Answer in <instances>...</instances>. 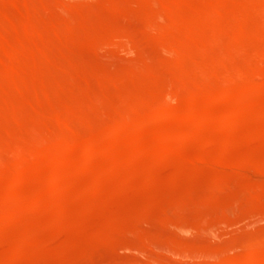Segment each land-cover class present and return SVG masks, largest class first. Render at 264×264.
<instances>
[{"label":"rangeland","instance_id":"obj_1","mask_svg":"<svg viewBox=\"0 0 264 264\" xmlns=\"http://www.w3.org/2000/svg\"><path fill=\"white\" fill-rule=\"evenodd\" d=\"M19 1H23V3ZM144 1L146 2V0H37L36 3V0H0V17L4 21L3 24L8 27L6 28L3 25L4 27L0 30V39L2 40L0 41V118L2 117L0 122L3 124H0V162L3 161L0 166L6 164L5 169L18 170L16 167L19 166V163L13 164L21 156L14 150H19L21 153V150L24 149L23 146L25 147L24 151L28 152L30 160H39L42 164V171L35 170L37 176L33 173L32 168L25 166L30 173L28 172V178L18 185H16V179L15 182L10 180L18 177L19 172L16 170L3 176V179H6L10 184V189L7 190L8 187L0 188V206L2 207L0 208H4L3 210H8V212L13 211L11 213L14 217L12 222L6 223L4 221L0 226V264H244L246 260L264 264V141H262L264 140V118L262 119L261 116L254 113L244 114L243 117L241 116L243 119L240 117L239 122L234 126L235 124H230L227 121L232 114L231 112H234L233 104L221 103L216 99L211 107L213 119L209 124L190 121L185 118V114L190 109L191 101H193V92L196 94L204 88L206 89L207 86L209 88L212 82H214L213 86L211 85L214 93L220 90V84L224 86V82L227 85L230 82L229 85H232V87H244V85L248 87L252 81L247 78L243 79L244 74L249 73V71L251 74L253 69L255 70L253 75L256 76L264 72V64L259 61V54L264 51V47L261 48L264 43V38H262L264 37V16H262L261 9H258L260 7L264 11V0H252L253 3L250 0H247L248 2L245 0H224L225 7L221 11L219 10V18L214 16L213 6H215L216 0H206L209 3L203 0H187L178 11L179 14L181 13V16H179L181 20L179 24L182 22L181 26L179 25L176 29L166 33L160 31L162 26L164 27L165 21L162 20L164 18L159 19L160 16L149 15L151 8L148 6L156 3H145ZM260 1H262L261 5H258ZM245 4H249V7H244ZM29 6L33 7L30 8ZM200 9L202 11H199ZM225 10L227 11L225 12L226 15L229 14V17L235 16L233 17L235 24L231 19L233 26L230 25L231 20L227 17L228 15L222 16ZM208 12H210L209 16L212 17L200 20L202 21V23L200 22L201 27L206 28L205 30L202 28L205 32L203 34L202 29L198 27L200 23L196 21L197 24H195L193 18L196 17V13L202 15ZM236 16L241 17V19ZM243 16L245 17L242 18ZM260 16L263 22H261L262 29L259 23L261 21ZM256 17L259 19L258 22ZM185 18H187L186 21L190 22H185ZM251 18L253 22L249 21ZM207 21L210 22V25ZM215 21H219L223 28ZM226 21L229 22L228 26L232 29L226 26ZM224 22H226L225 30H227V27L230 29L226 32H224ZM212 25L214 26L212 27ZM248 25L250 27L254 26L252 29L255 31L248 28ZM40 26L45 28H40ZM57 26L60 28L61 35H59ZM193 26L194 29L192 30ZM244 26L247 27V31ZM256 27L258 28L256 29ZM5 28L8 32L4 30ZM153 28H155V31ZM188 28L192 32L190 30L186 31ZM207 28L209 31H215L214 34L217 32L216 36L213 34L214 36L211 37L212 32L208 31L211 34L209 37L206 31ZM47 29L52 31L49 32ZM248 29L250 32H255H253L254 36L256 34L254 38L252 37L253 33L250 34ZM194 30L195 32H193ZM257 30L262 31V33L260 32V34ZM1 31L7 33L4 34ZM46 31L48 35L50 33L54 34L48 36L45 34ZM220 31L226 33L224 34L225 37L220 36ZM233 31L234 33H232ZM116 32L123 34H120V36L118 34L117 37ZM199 32L203 34H201L203 37ZM185 33H187V37ZM177 34L181 37L179 38ZM182 34L185 35L183 38L186 39L182 38ZM257 34H260L261 37H259L263 41L259 39ZM53 35H56V38ZM43 36H45L44 39L38 38ZM240 36H243V39ZM9 37L10 39H8ZM119 37L121 39H118ZM172 37L180 40L175 41ZM188 37L197 43H193ZM218 37H220V40H218ZM229 37L231 39L232 37L235 38L231 42ZM248 37H252L251 39L255 43L252 40L244 42ZM33 38L36 39V42ZM60 38L64 39L61 40ZM214 38L216 39L214 40ZM240 38L247 44L240 42L242 41ZM236 40H240L238 41L240 43ZM19 43L21 49L18 46ZM170 43L172 48H170ZM208 43L211 47H207L209 46ZM256 44L260 46L258 47ZM3 45H6V47ZM11 45L14 46L11 47ZM177 46H181L180 48L187 51L189 58H192V63L189 61L190 64L187 63L185 66L184 61H186L188 55H186V52L184 54L183 49H181L182 51L179 49L182 53L179 51L174 53L175 49L173 47ZM27 47L29 48L27 49ZM31 47L35 49L32 50ZM37 47L39 48L37 49ZM238 47L240 48L238 49ZM241 47H244V49ZM193 48H199V51L203 49L208 58L203 55V51L201 54L195 50L198 59L194 58L193 54H197L192 52ZM231 48L235 49L232 50ZM18 49L19 52H16ZM22 49L25 54H23ZM245 49H252V52H256L253 53L255 56L248 55L252 54L249 53L251 50L245 51ZM261 49L262 51H260ZM237 50H240V53ZM244 51L246 58L248 57L247 59L242 53ZM13 52L16 53L15 57ZM20 52L24 55V60ZM232 52H234V55ZM246 52H248L247 55ZM9 53L13 54L12 57H9L11 56ZM50 53H52L51 56H48ZM171 54L179 56L180 60L177 58L175 61V57ZM226 55L227 57H225ZM3 56L5 59L2 58ZM32 56H35V59ZM228 56L230 58L233 56L232 59L228 60L229 63L234 59V63H228L230 66L227 65ZM221 57L226 59H221ZM253 58L257 60L255 63H251L254 62ZM195 59L200 60L197 61L199 63ZM210 61L213 64L209 63ZM257 62H259L258 65H261H256L257 68L252 69V67H255L252 64H257ZM67 63L72 65L70 66ZM221 63L223 65L218 66ZM61 64L66 68H70V70H66V74V68L62 67ZM191 64L195 68H191ZM196 64H198V68L200 67L197 69L199 73L194 70ZM209 64L210 66H208ZM205 65H207L208 70H206ZM214 65L219 70L213 67ZM224 65H226L225 70ZM209 67H211L212 72L208 73ZM246 67L247 69L250 67L248 71ZM184 68L187 69L186 71H190L187 72V77V73L186 75L184 73L185 79L182 78ZM56 69L58 73L55 72ZM241 69H243L242 72H244V69L246 72L242 74ZM237 70L238 73L242 74V79H240L241 76L239 77L240 74H237V79L234 78ZM26 71H30L31 74ZM228 71L230 72L229 77L234 76V81L232 78H230V81L229 78L228 80L225 78L228 77ZM42 72L44 73L42 74ZM48 72L52 73L48 74ZM224 72L226 73L224 74ZM35 73H37V76ZM221 73L224 75H222L223 77ZM12 74L19 77L16 79ZM38 74L40 77H38ZM202 75L208 76L209 80L204 79L206 81H203ZM29 76L31 82L36 85L28 80ZM43 76L47 79L45 80ZM249 76L247 74L245 77L249 78ZM239 79L240 81H238ZM23 80L27 81L23 83ZM200 80L203 81V84L207 82V85L201 87L203 84H200ZM242 80L245 81L242 82ZM198 81L199 83H197ZM241 82L242 84H240ZM30 83L32 86H30ZM189 91L193 92L190 93ZM7 94L9 97H7ZM153 98L157 102L152 103L151 101L154 100L151 99ZM177 98L179 102L175 101ZM249 98L250 96L245 98V105H257L262 108L261 105L263 104L262 109L264 112V95L256 101L253 100L255 99L253 97V99ZM142 99L146 100L145 105L142 104ZM166 109H170L174 117L167 121H154L156 123H154L155 127L153 125L154 129L156 128L155 131L151 128L152 126L149 128L139 125L145 122L147 117L150 118L154 112ZM75 110H78L79 113L76 114ZM12 111L15 116L13 113L11 115ZM128 113L134 117L131 116L130 118ZM199 115L200 121H204V118L207 119L208 113L201 109ZM120 116L125 121L131 119L133 124L136 122L134 125L131 124L129 128L134 127L136 124L137 126L132 127L134 130L132 128L128 129L127 135H130V137L139 136L140 141L133 144L130 139L124 143L117 142L113 144L116 155L112 158L105 153V147L109 143V131L119 125L120 122H123ZM3 117L10 123L9 125L5 119L2 120ZM135 117L137 118L135 119ZM118 118L121 120L118 121ZM257 126H259V129ZM243 128L245 129L244 132ZM72 130L78 134L76 136L75 133H70L69 135L75 134L69 137L70 140L77 139L78 136L80 139L83 138V142L94 140L98 155L94 160L89 161L83 150L82 152L79 149V152L73 151L72 153L69 148L64 154L65 159L80 162L79 164L85 166L90 165L88 168L92 167V170L94 169L96 172L90 168V171L94 172H90L95 177H93L94 179L87 176L89 174H85V177L82 176L77 179L78 181H74L73 175L69 172L70 174L68 173L62 180H55V173L59 171L58 169L55 170L56 167L53 165L56 156H59L58 152L55 151L56 149H54L56 138L60 133L73 132ZM40 131L42 134H40ZM244 133L246 136H244ZM252 133H256L257 138L254 139ZM13 135L15 139H12V137L14 138ZM87 136L94 138L92 140ZM22 137L23 139H21ZM42 141L45 142L44 145ZM103 141L104 144L100 146ZM257 141L259 142L257 143ZM11 144H14V148L17 149H13ZM16 144H20V147ZM52 144L54 145L52 146ZM28 147L30 152L35 147L33 154L28 151ZM38 149L41 150L38 152ZM8 150L12 153L10 154ZM6 151L8 152L7 155H5ZM13 152H15V155ZM43 152L45 154L42 156ZM69 152H71V155ZM67 154H69L68 157ZM37 155H40L38 156L40 159L37 158ZM76 155H78V158ZM72 156L73 158H71ZM68 158H71V160ZM2 163L4 165H1ZM12 183L16 184L13 186ZM93 183H95V186ZM11 193L15 197L18 196L19 200L24 197L31 200L40 194V197L43 196L41 198L43 206L40 205V207L32 210H23L22 201L20 200V203L15 202L17 198L14 197L13 200ZM23 239H25V242H23ZM23 245L25 248H23Z\"/></svg>","mask_w":264,"mask_h":264},{"label":"bare ground","instance_id":"obj_2","mask_svg":"<svg viewBox=\"0 0 264 264\" xmlns=\"http://www.w3.org/2000/svg\"><path fill=\"white\" fill-rule=\"evenodd\" d=\"M16 1V0H15ZM34 1V0H33ZM45 1H47V0H45ZM160 0H150V1H147L146 0V2H155L156 4L155 5H152V4H150L151 6H148V7H150L149 9H150V14L149 15H151V14H153L154 16H160L159 17V19L161 18H164V19H162V20H164L165 22H164V27L162 26V29L160 30V31H163V32H169V31H171V30H173V29H176L180 24H179V21H181L180 19H179V16H181V13L179 14V9H180V7H181V5L185 2V1H187V0H162L160 3H158ZM190 1V0H189ZM203 1H206V0H203ZM209 1V0H208ZM208 1H206V2H208ZM210 1H212V0H210ZM214 1V0H213ZM246 2H248L247 0H245ZM250 1H252V0H250ZM254 1H256V0H254ZM258 1V0H257ZM19 2H21V1H19ZM29 2V1H28ZM39 2V1H38ZM145 2V1H144ZM145 2V3H146ZM227 2V1H226ZM239 2V1H238ZM261 2L262 1H260V4H258V5H261ZM264 2V1H263ZM21 3H23V1L21 2ZM33 3H35V2H33ZM36 3H37V0H36ZM40 3V2H39ZM45 3V2H44ZM47 3V2H46ZM186 3V2H185ZM205 3V2H204ZM209 3V2H208ZM241 3H242V1H241ZM251 3H253V1L251 2ZM251 3H249L251 6H252V4ZM257 3V2H256ZM30 4H31V2H30ZM40 4H42V3H40ZM40 4H38V5H40ZM194 4V3H193ZM215 6H213L212 8L214 9V11H215V15L213 14V12H211V14H213L214 16H216V17H218V13H220L219 12V10L221 11L222 10V8L223 7H225V2H224V0L223 1H221V0H216L215 1ZM249 4H245L246 6H244V7H249ZM29 5V4H28ZM32 5V4H31ZM46 5V4H45ZM146 5H148V4H146ZM191 5V4H190ZM208 5V4H207ZM233 5V4H232ZM243 5V4H242ZM241 5V6H242ZM33 6H34V4H33ZM33 6H29L30 8L31 7H33ZM44 6V5H43ZM65 6V5H64ZM240 6V5H239ZM255 6H257V5H255ZM254 6V7H255ZM24 7V6H23ZM28 7V6H27ZM41 7V6H40ZM40 7H38V8H40ZM194 7H196V6H194ZM203 7H204V5H203ZM228 7V6H227ZM234 7V6H233ZM243 7V8H244ZM263 7V6H262ZM147 8V7H146ZM184 8V7H183ZM242 8V7H241ZM41 9V8H40ZM194 9V8H193ZM204 9H206L205 7H204ZM256 9V8H255ZM258 9H261V12H263L262 13V16H264V11H262V8H258ZM234 10H235V8H234ZM233 10V11H234ZM1 11V10H0ZM39 11V10H38ZM147 11V10H146ZM184 11H185V9H184ZM183 11V12H184ZM187 11V10H186ZM191 11V10H190ZM199 11H202L201 9L199 10ZM199 11H197L198 13H200ZM180 12H182V11H180ZM194 12V11H193ZM192 12V13H193ZM205 12V11H204ZM224 12V14H222ZM221 14H222V16H224V15H226V13L225 12H227L226 10L225 11H223ZM239 12H241V11H239ZM239 12H237V13H239ZM191 13V12H190ZM231 13V12H230ZM247 13V12H246ZM246 13H245V16H246ZM250 13V12H249ZM234 14H236L235 12H234ZM39 15V14H38ZM190 15V14H189ZM196 15V17L195 18H193V19H195V21L194 22H201L202 23V21H200V20H203V19H208V18H210V17H212V16H209L210 15V12H208V13H204V14H202V15H199V14H195ZM228 15V16H227ZM226 16L231 20V19H233V23L235 22L234 21V18L233 17H235V16H231V17H229V14H227ZM247 15H248V13H247ZM252 15V14H251ZM1 16V15H0ZM190 16H192V15H190ZM213 16V17H214ZM219 16H220V14H219ZM242 16V15H241ZM245 16H243L242 18H244ZM257 16V15H256ZM185 17V16H184ZM225 17V16H224ZM237 17V16H236ZM253 17H254V15H253ZM258 17H259V15H258ZM258 17H256L257 19H256V21L257 20H259L258 19ZM261 17V16H260ZM2 17H0V30H2L1 28H3L4 26H5V24H3V19H1ZM39 18V17H38ZM151 18V17H150ZM219 18V17H218ZM220 18H223V17H220ZM228 18H225V19H228ZM238 19H241V17L239 18V16L237 17ZM250 18V17H249ZM248 18V19H249ZM264 18V17H263ZM153 19H155V17H153ZM186 19L187 18H185L184 20H185V22H190V21H186ZM212 19V18H211ZM214 19H215V17H214ZM224 19V18H223ZM228 19V20H229ZM183 20V21H184ZM188 20H189V18H188ZM217 20H219V19H217ZM221 20V19H220ZM255 20V19H254ZM53 21V20H52ZM206 21V20H205ZM213 22H214V20H212ZM243 21H246V20H243ZM249 21H252L253 22V20H252V18H251V20H249ZM256 21H254V22H256ZM55 22V21H54ZM184 22V23H185ZM197 22L195 23V24H197ZM208 22V21H207ZM212 22V23H213ZM216 22V21H215ZM218 23H219V21H217ZM216 22V23H217ZM221 22V21H220ZM227 22V21H226ZM226 22H224V27H225V23ZM240 22V21H239ZM258 22V21H257ZM262 17H261V21L259 22L261 25V27L260 26H258V27H260L261 29H262V23L264 22H262ZM39 23V22H38ZM198 23V24H199ZM199 24V26L198 27H200L201 29L203 28L204 30L206 29L205 27H201V25L202 24ZM209 23V25H210V22H208ZM207 23V24H208ZM223 23V22H222ZM232 20L230 21V25L231 26H233L232 24ZM244 23V22H243ZM248 23V22H247ZM41 24V23H40ZM50 24H52V23H50ZM163 24V23H162ZM194 24V23H193ZM220 25H221V23H219ZM228 24H229V22H227V25L226 26H228ZM235 24V23H234ZM253 24V23H252ZM4 25V26H3ZM57 25V24H56ZM61 25V24H60ZM185 25V24H184ZM219 25V26H220ZM242 25H244V24H242ZM250 26H251V24H249ZM248 25V28H251L252 29V27H254V26H252V27H250ZM256 26H257V24H255ZM259 25V24H258ZM263 25H264V23H263ZM7 26V25H6ZM5 26V27H6ZM66 26V25H65ZM181 26V25H180ZM186 26V25H185ZM196 26V25H195ZM214 25H212V27H213ZM216 26V25H215ZM247 26V25H246ZM43 26H40V28H42ZM58 28H59V26H57ZM160 27V26H159ZM198 27H197V29H198ZM212 27H211V29H212ZM217 27V26H216ZM221 27L223 28V26L221 25ZM228 27H230V26H228ZM227 27V30L229 29ZM242 27V26H241ZM245 27V26H244ZM258 27H256V29L258 28ZM6 28H8V27H6ZM4 29V30H7V29ZM43 28H45V27H43ZM47 28V27H46ZM158 28V27H157ZM192 28V27H191ZM199 28V31L201 30ZM220 28V27H219ZM219 28H218V32H219ZM231 28V27H230ZM243 28V27H242ZM246 28V31H247V27H245ZM264 28V27H263ZM62 29H63V27H62ZM61 29V30H62ZM155 28H153V30H154ZM185 29V28H184ZM194 29V26H193V28H192V30ZM203 29H202V31H203ZM226 29V27L224 28V30ZM232 29V28H231ZM241 29V28H240ZM240 29H239V31H240ZM250 29V30H251ZM3 30V31H4ZM45 30V29H44ZM43 30V31H44ZM48 30V29H47ZM58 30V29H57ZM64 30V29H63ZM158 30V29H157ZM188 30H190L189 28L186 30V31H188ZM222 31H224L223 29H221ZM227 30H225L224 32H226ZM230 30V29H229ZM234 30V29H233ZM243 30V29H242ZM252 30H254V29H252ZM258 30H260V29H258ZM257 30V32H259ZM3 31H1V32H3ZM49 32H51L50 31V29L48 30ZM56 31V30H55ZM55 31H53V32H55ZM155 31V30H154ZM159 31V32H160ZM191 31V30H190ZM190 31H189V33H190ZM197 31V30H196ZM201 31V32H202ZM207 32L209 31V29L207 28V30H206ZM222 31H220V36H224V34H226V33H224V32H222ZM239 31H237L238 33H241V32H239ZM244 32H245V30H243ZM255 31V30H254ZM254 31H251L252 33L254 32ZM264 31V30H263ZM7 32H8V30H7ZM7 32H3L4 34H6ZM12 32V31H11ZM119 32V31H118ZM158 32V31H157ZM177 32V31H176ZM183 32V31H182ZM181 32V33H182ZM192 32V31H191ZM193 32H195V30L193 31ZM206 32V33H207ZM209 32H212V30H210ZM208 32V35H209V37H210V35H211V37L212 36H216V34H217V32H216V34H214L215 33V31L214 32H212L211 34ZM248 32L250 33V34H252L250 31H249V29H248ZM261 33H262V31H260ZM259 32V33H260ZM43 33V32H42ZM56 33V32H55ZM59 35H61V31H60V28H59ZM160 33H162V32H160ZM178 33V32H177ZM200 33V32H199ZM232 33H234V31L232 32ZM231 33V34H232ZM236 33V32H235ZM255 33V32H254ZM254 33H253V35H252V37L254 38L255 36H256V34H255V36H254ZM260 33V34H261ZM10 34V33H9ZM44 34V33H43ZM45 34H47V31L45 32ZM44 34V35H45ZM51 34H54V33H50L49 35H51ZM58 34V33H57ZM119 33H117L116 32V36L118 35ZM121 35L123 34V33H120ZM120 34H119V36H120ZM169 34V33H168ZM180 34V33H179ZM187 33H185V35H186ZM202 33H200V35H201ZM203 34H205V32L203 31ZM202 34V35H203ZM214 34V35H213ZM260 34L258 35L257 34V36L259 37L260 36ZM13 36H14V34H12ZM48 35V34H47ZM47 35H46V37H47ZM48 35V36H49ZM114 36H115V34H113ZM178 35V34H177ZM185 35H183L182 34V38H183V36L185 37ZM198 35V34H197ZM201 35V36H202ZM242 35V34H241ZM6 36H8V35H6ZM6 36H4V37H6ZM11 36V35H10ZM42 36V35H41ZM110 36H111V34H110ZM125 36V35H124ZM179 36V35H178ZM189 36H191L190 34H189ZM193 36H195V35H193ZM192 36V37H193ZM199 36V35H198ZM206 37H208L207 35H205ZM218 36H219V34H218ZM222 36V37H223ZM232 36V35H231ZM238 36H239V34H238ZM243 36H244V34H243ZM242 36V37H243ZM251 36V35H250ZM262 36H263V34H262ZM3 37V36H2ZM16 37V36H15ZM28 37H29V35H28ZM44 37L45 36H43V37H38V38H43L44 39ZM52 37V36H51ZM53 37H55L56 38V35H53ZM111 37H113V36H111ZM118 37V36H117ZM181 37V35L179 36V38ZM186 37H187V35H186ZM203 37V36H202ZM205 37V38H206ZM225 37V36H224ZM237 37V36H236ZM241 37V36H240ZM241 37V38H242ZM251 37V38H252ZM258 37H256V38H258ZM261 37V36H260ZM260 37H259V39H260ZM7 38V37H6ZM14 38V37H13ZM32 38V37H31ZM36 38V37H35ZM35 38H33V39H35ZM169 38V37H168ZM173 38V37H172ZM175 38V37H174ZM173 38V39H174ZM189 38V37H188ZM195 38H197V37H195ZM230 38V41L231 40H233L234 38L232 37V39H231V37H229ZM238 38V37H237ZM240 38V39H241ZM250 37H248V38H246L245 40L246 41H244V42H247V41H249V40H252L253 41V39H249ZM262 38H264V37H262ZM8 39H10V37L8 38ZM28 39V38H27ZM46 39V38H45ZM61 40H63L64 38H60ZM117 39V38H116ZM118 39H121V37H119ZM173 39H172V41H173ZM178 39V38H177ZM177 39H174L175 41H177ZM183 39H186V38H183ZM190 39V38H189ZM189 39H187V40H189ZM194 39V38H193ZM209 39V38H208ZM216 38H214V40H215ZM222 39H224V38H222ZM243 39V38H242ZM241 39V40H242ZM58 40V39H57ZM60 40V41H61ZM180 39H178V41H179ZM191 40V39H190ZM197 40V39H196ZM195 40V41H196ZM199 40H200V38H199ZM218 40H220V37H218ZM217 40V41H218ZM255 40V39H254ZM257 40V39H256ZM261 40V39H260ZM0 41H2L1 39H0ZM31 41H33V40H31ZM120 41V40H119ZM171 41V42H172ZM192 41V40H191ZM194 41V40H193ZM192 41V42H193ZM237 42L238 41H240V40H236ZM261 41H263V39L261 40ZM9 42H10V40H9ZM14 42V41H13ZM34 42H36V39L34 40ZM40 42V41H39ZM108 42V41H107ZM117 42H118V40H117ZM124 42V41H123ZM185 42H187V41H185ZM199 42V41H198ZM219 42V41H218ZM221 42H222V40H221ZM220 42V43H221ZM232 42V41H231ZM234 42V41H233ZM240 42H242L243 44H247V43H244L243 42V40L242 41H240ZM240 42H238V43H240ZM257 42V41H256ZM258 42L260 43V41L258 40ZM4 43V42H3ZM11 43V42H10ZM116 43V42H115ZM188 43V42H187ZM190 43V42H189ZM193 43H197V42H193ZM223 43V42H222ZM228 43H229V40H228ZM250 43H251V41H250ZM253 43H255V41H253ZM4 44H7V43H4ZM101 44V43H100ZM109 44V43H108ZM173 44V43H172ZM178 44V43H177ZM232 44V43H231ZM234 44V43H233ZM262 44V43H261ZM20 45V43L18 44V46ZM30 45V44H29ZM32 45L34 46V44H33V42H32ZM208 45H209V43H208ZM250 45V44H249ZM248 45V46H249ZM256 45H258V44H256ZM263 45H264V43H263ZM262 45V47L261 48H263L264 46ZM4 46V45H3ZM9 46V45H8ZM8 46H7V48H8ZM12 46H14V45H11V47ZM18 46H16V47H18ZM21 46V45H20ZM20 46H19V48H20ZM31 46V45H30ZM29 46V47H30ZM32 46V47H33ZM38 46V45H37ZM171 46V47H170ZM170 48H172V45H171V43H170ZM228 46V45H227ZM243 46H245V45H243ZM260 45H258V47H259ZM4 47H6V45L4 46ZM10 47V48H11ZM15 47V48H16ZM29 47H27V49L29 48ZM32 47L30 48V49H32ZM181 46H177V47H173L174 49H175V52L174 53H176L177 51H179V52H181L182 50L181 49H183V48H180ZM207 47H211V45H209V46H207ZM234 47V46H233ZM15 48H14V52H15ZM22 48V47H21ZM20 48V49H21ZM39 47H37V49H38ZM166 48H168V47H166ZM169 48V49H170ZM213 48V47H212ZM236 48V47H235ZM235 48H231L232 50H234ZM240 47H238V49H239ZM242 49H244V47H241ZM245 48H246V46H245ZM248 48V47H247ZM250 48V47H249ZM252 48H254V47H252ZM33 49H35V48H33ZM32 49V50H33ZM181 51H180V50ZM188 49V48H187ZM186 49V50H187ZM242 49H240V50H242ZM255 50H256V48H254ZM253 49V50H254ZM10 50V49H9ZM41 50H42V48H41ZM51 50V49H50ZM170 50H172V49H170ZM169 50V51H170ZM184 50V49H183ZM188 50H190V49H188ZM192 50V49H191ZM194 50L197 52V53H201L202 51H203V49H202V51H199L200 49L198 48H193V53H196V52H194ZM198 50V51H197ZM232 50H230V51H232ZM239 50V51H240ZM248 51L249 49H245V51ZM251 50V52H249V53H256V52H252V49H250ZM249 50V51H250ZM258 50V49H257ZM264 50V49H263ZM7 51H8V49H7ZM22 51H24L23 49H22ZM45 51H46V49H45ZM49 51V50H48ZM48 51H47V53H48ZM228 51V50H227ZM238 51V50H237ZM238 51V52H239ZM243 51V50H242ZM245 51L244 52H242L243 54L245 53ZM260 51H262V49L260 50ZM6 52V51H5ZM14 52H13V54H14ZM16 52H19V49L18 50H16ZM28 52V51H27ZM33 52V51H32ZM37 52H39V51H37ZM43 52H44V50H43ZM43 52H39V53H43ZM50 52V51H49ZM53 52V51H52ZM185 52H186V55H188V58H189V54L187 53V51H185L184 50V54H185ZM235 52V51H234ZM234 52H232L233 53V55H234ZM12 53V52H11ZM22 52H20V55H21V57L23 58L24 57V55L23 54H25V51L23 52V54H21ZM182 53V52H181ZM196 53V54H197ZM228 53H230V52H228ZM240 53V52H239ZM239 53H237V54H239ZM247 53L248 52H246V55H247ZM3 54H4V52H3ZM5 54H7V53H5ZM10 54V53H9ZM13 54H10L11 56H9V57H12V55ZM34 54V53H33ZM49 54V53H48ZM47 54V55H48ZM51 54L52 53H50V55H48V56H51ZM54 54V53H53ZM183 54V55H184ZM202 54V53H201ZM227 54V53H226ZM231 54V53H230ZM252 54H248V55H251V56H255L254 54L252 55ZM261 54V55H260ZM259 54V56H258V54H256L258 57H259V61L261 62V64H264V51L262 52V53H260ZM1 55V54H0ZM15 55H16V53L13 55L14 57H15ZM37 55V54H36ZM194 55V58H196L197 56H198V54L197 55H195V54H193ZM203 55H205V57L207 56L206 54H204V51H203ZM202 55V56H203ZM228 55V54H227ZM227 55L225 56V57H227ZM19 56V55H18ZM171 56H174L175 57V61H176V59L178 58L179 59V56H175L174 54L172 55L171 54ZM170 56V57H171ZM182 55L180 54V57H181ZM235 56L237 57V55L235 54ZM243 56V55H242ZM244 56H245V54H244ZM7 57V56H6ZM8 57V59H10ZM20 57V56H19ZM18 57V58H19ZM33 58L35 57V56H32ZM38 57V56H37ZM186 57V56H185ZM192 57V56H191ZM210 57V56H209ZM223 57V56H222ZM221 57V59H226L225 57L224 58H222ZM229 57V59H227V61L228 60H230V59H232L233 58V56H232V58H230V56H228ZM240 57V56H239ZM238 57V58H239ZM3 59H5L4 58V56L2 57ZM173 60H174V58L173 57H171ZM183 58V57H182ZM187 58V57H186ZM185 58V59H186ZM188 58L186 59V61L188 60ZM194 58H193V60H194ZM204 58V57H203ZM202 58V59H203ZM206 58H208V57H206ZM205 58V59H206ZM212 58V57H211ZM218 58V57H217ZM220 58V57H219ZM235 58V57H234ZM245 58H246V56H245ZM248 58V57H247ZM246 58V59H247ZM257 58V57H256ZM1 59V58H0ZM2 59V60H3ZM17 59V58H16ZM15 59V60H16ZM29 59V58H28ZM35 59V58H34ZM184 59V58H183ZM196 59H198V58H196ZM195 59V60H196ZM23 60H24V58H23ZM33 60V59H32ZM38 60H40V58H38ZM37 60V61H38ZM180 60V59H179ZM178 60V61H179ZM191 60H192V58H189V60H188V62H186V61H184L183 63L185 64V66H186V64L188 63V64H190V62H191ZM209 60V59H208ZM220 60V59H219ZM239 60V59H238ZM249 60V59H248ZM253 60H254V58H253ZM177 61V62H178ZM190 61V62H189ZM197 61H200V60H196V62ZM206 61V60H205ZM226 61V60H225ZM234 61V59L232 60V61H230V63H229V61L227 62V65H228V63L229 64H231V62L232 63H234L233 62ZM255 61H257V60H254V62H251V63H255ZM19 62V61H18ZM23 62V61H22ZM73 62V61H72ZM195 62V63H196ZM220 62V61H219ZM223 62V61H222ZM236 62V61H235ZM12 63V62H11ZM14 63H16V62H14ZM13 63V64H14ZM37 63V62H36ZM74 63V62H73ZM75 63H77V62H75ZM173 63V62H172ZM175 64H176V62H174ZM182 63V64H183ZM192 63V62H191ZM194 63V64H195ZM197 63H199V62H197ZM202 63H204V62H202ZM209 63H211V61L209 62ZM216 63V62H215ZM225 64H226V62H224ZM237 63V62H236ZM241 63V62H240ZM245 63V62H244ZM258 63L259 62H257V64H252V66L253 65H255V67H252V66H250V67H252V69L253 68H257V66H260V65H258ZM19 65L21 64V62L20 63H18ZM26 64H28V63H26ZM34 64H35V62H34ZM38 64V63H37ZM67 64H69L70 66L72 65V64H70V63H67ZM78 64V63H77ZM182 64H180L181 66H182ZM184 64H183V66H184ZM211 64H213V63H211ZM239 64V63H238ZM18 65V66H19ZM23 65H24V63H23ZM32 65V64H31ZM40 65L42 66V64H41V62H40ZM43 65H45V63H43ZM48 65V64H47ZM61 65H63V64H61ZM192 65V64H191ZM197 65L198 64H196V69H194V70H197V69H199L198 67H197ZM216 65V64H215ZM215 65L213 66V67H215ZM223 65V63H221L220 65H218V66H222ZM233 65V64H232ZM235 65V64H234ZM246 66L248 65V64H245ZM257 65V66H256ZM11 66V65H10ZM34 66V65H33ZM74 66V65H73ZM78 66V65H77ZM199 66H201L200 64H199ZM208 66H210V64L208 65ZM217 66V65H216ZM228 66H230V65H228ZM228 66H227V68H228ZM236 66V65H235ZM240 66H243V65H240ZM264 66V65H263ZM32 67V66H31ZM35 67V66H34ZM38 68H39V66H37ZM43 67V66H42ZM47 67V66H46ZM50 67V66H49ZM61 67V66H60ZM59 67V68H60ZM62 67H64V68H66V66H62ZM194 67V65H192L191 66V68H193ZM202 67V66H201ZM203 67H204V64H203ZM205 67L207 68V65H205ZM212 67V66H211ZM211 67H209L210 68V70L208 71V73L211 71L212 72V70H211ZM225 67H226V65H224V70H225ZM244 67V66H243ZM243 67H240V68H243ZM249 67V68H250ZM58 68V67H57ZM195 68V67H194ZM215 68H217L218 69V67H215ZM215 68H213V69H215ZM223 68H222V70H223ZM237 68V67H236ZM248 68V69H249ZM261 68V67H260ZM25 69H26V67H25ZM52 69H53V67H52ZM67 69H69L70 70V68L68 67V68H66L65 69V74H66V70ZM185 69V68H184ZM183 69V79H185V77H184V73H185V75H186V73L189 71H186L187 69H185L184 70ZM221 69V68H220ZM233 70H234V67L232 68ZM248 69H247V67H246V70L248 71ZM263 69V68H262ZM6 70V69H5ZM23 70V69H22ZM48 70V69H47ZM54 70V69H53ZM206 70H208V68L206 69ZM206 70H205V73H206ZM219 70V69H218ZM228 70H231V69H228ZM246 70L244 69V72H246ZM251 70V69H250ZM258 70V69H257ZM31 71V70H30ZM30 71H28L29 73H30ZM46 71V70H45ZM52 71V70H51ZM58 71H60L59 69H58ZM185 71V72H184ZM198 71V73H199V70H197ZM217 71V70H216ZM243 71V69H241V73L243 74L244 72H242ZM253 71H255L254 69H253ZM253 71H251V74H250V71H249V73L247 72V74H248V76H249V74H250V76H249V78L251 77V79H249L248 77H245V76H247V74H244V78L243 79H248L249 81L251 80L252 81V83H250L251 85H249L248 87L247 86H245L244 84V87H238V86H234V87H232V85H229L230 84V78H232L233 79V81L235 80L234 78H238V75H239V77L242 75L241 73H238V70H237V72L235 71V73H236V77H229V74H230V72L228 71V77H225V78H227V80H228V78H229V84L227 85V83L225 84V82L223 83L224 84V86L223 85H221L220 84V90L217 92V93H214V91L212 90V86H213V83L214 82H212L211 83V87L209 86V88H208V86H207V90L204 88L203 90H201L200 92H197L196 94H195V92H193V91H189L190 93H192L193 94V101H191L192 103H191V106H190V109H189V111L185 114V118H187L188 120H190V121H198V122H202V123H205V124H209V122H211L212 121V119H213V114H211V107H212V104H213V102H214V100L216 99V101H218V102H221V103H230V104H233V107L232 108H234V112H231L232 114H231V116H229L228 117V119H227V121H228V123H230V124H235L234 126H236V123L237 122H239V118L242 116V115H244V114H255V115H258V116H261L262 117V119L264 118V112H263V104L261 105L262 106V108H259V106H255V105H245L244 103H245V98H248V96H250V98H255V99H253V100H258V99H261L262 98V95H264L263 94V90H264V72L262 73V74H258L257 76L256 75H253L254 73H253ZM263 71H264V69H263ZM21 72V71H20ZM27 72V71H26ZM27 72V73H28ZM32 72V71H31ZM34 72V71H33ZM55 72H57V69H56V71ZM64 72V71H63ZM190 72V71H189ZM188 72V73H189ZM213 72H214V70H213ZM217 72H219V71H217ZM217 72H215V73H217ZM222 72V71H221ZM227 72V71H226ZM226 72H224V74L226 73ZM234 72V71H233ZM24 73V72H23ZM26 73V74H27ZM44 72H42V74H43ZM47 73V72H46ZM52 73V72H51ZM51 73H49L48 72V74H51ZM58 73V72H57ZM188 73H187V75H186V77L188 76ZM202 74H204L203 72H201ZM200 73V74H201ZM231 73H232V71H231ZM235 73H233V74H235ZM261 73V72H260ZM2 74V73H1ZM22 74V73H21ZM26 74H25V76H26ZM31 74V73H30ZM29 74V75H30ZM36 74V76H37V73H35ZM40 74V73H39ZM39 74H38V77H40L39 76ZM200 74H199V76H200ZM207 74V73H206ZM238 74V75H237ZM255 74H256V72H255ZM13 75V74H12ZM18 75V74H17ZM53 75V74H52ZM214 75V74H213ZM212 75V76H213ZM218 75V74H217ZM223 74L221 73V76H222ZM14 76V75H13ZM16 76V75H15ZM14 76V77H15ZM35 76V77H36ZM47 76V75H46ZM203 76V79L201 78ZM200 78L203 80V81H206V80H204V79H208V76H204V75H202ZM224 76V75H223ZM222 76V77H223ZM10 77V76H9ZM19 77V76H18ZM18 77H15L16 79L18 78ZM26 77H28V76H26ZM34 77V76H33ZM38 77H36L37 79H38ZM44 77V76H43ZM50 77V76H49ZM204 77H207V78H204ZM242 77L243 76H241L240 77V79H242ZM35 78V79H36ZM181 78V80H183ZM199 78V79H200ZM210 78V77H209ZM5 79V78H4ZM26 79V78H25ZM28 79V78H27ZM33 79V78H32ZM34 79V81H36ZM44 79H45V77H44ZM47 79V78H46ZM45 79V80H46ZM240 79L238 80V81H240ZM1 80V79H0ZM12 80V79H11ZM28 80H30V76H29V79ZM40 81L42 80L41 78L39 79ZM209 80V79H208ZM207 80V81H208ZM225 80V79H224ZM27 81V80H26ZM26 81H24L23 80V83L24 82H26ZM32 80H30V82H31ZM48 81V80H47ZM73 81V80H72ZM201 81V80H200ZM203 81H201L200 82V84L202 83L203 84ZM215 81V80H214ZM232 81V80H231ZM237 81V80H236ZM235 81V82H236ZM245 81V80H244ZM243 80H242V82H244ZM247 81V80H246ZM249 81H247V82H249ZM19 82V81H18ZM37 82V81H36ZM182 82V81H181ZM184 82V81H183ZM217 82V81H216ZM242 82L240 83V84H242ZM4 83V82H3ZM21 83V82H20ZM19 83V84H20ZM22 83V84H23ZM28 83H29V81H28ZM32 83V82H31ZM31 83H30V86H32L31 85ZM48 83H49V81H48ZM73 83H74V81H73ZM197 83H199V81L197 82ZM207 82H205V84H206ZM209 83H210V81L208 82V85H209ZM219 83V82H218ZM233 83V82H232ZM246 83V82H245ZM1 84V83H0ZM11 84H12V82H11ZM27 84V83H26ZM32 84H34V83H32ZM39 84V83H38ZM41 84V83H40ZM44 84V83H43ZM47 84V83H46ZM45 84V85H46ZM205 84H203V85H201V87H203ZM234 84V83H233ZM236 84V83H235ZM234 84V85H235ZM34 85H36V84H34ZM56 85H57V83H56ZM61 86H62V84H60ZM207 85V84H206ZM205 85V86H206ZM215 85V84H214ZM237 85V84H236ZM9 86H10V84H9ZM29 86V85H28ZM27 86V87H28ZM216 86V85H215ZM1 87V86H0ZM7 87V86H6ZM5 87V88H6ZM24 87V86H23ZM52 87H53V85H52ZM55 87V86H54ZM57 87H58V85H57ZM64 87V86H63ZM197 87H198V85H197ZM30 88V87H29ZM33 89H34V87H32ZM42 88V87H41ZM46 88V87H45ZM59 88V87H58ZM3 89V88H2ZM17 89V88H16ZM24 89V88H23ZM23 89H21V90H23ZM31 89V88H30ZM29 89V90H30ZM56 89V88H55ZM178 89H180L179 87H178ZM192 89V88H191ZM190 89V90H191ZM197 89V88H196ZM199 89H200V85H199ZM47 90V89H46ZM183 90V89H182ZM188 90V89H187ZM193 90V89H192ZM214 90H216V89H214ZM16 91V90H15ZM25 91V90H24ZM48 91V90H47ZM194 91H195V88H194ZM26 92V91H25ZM24 92V93H25ZM188 92V91H187ZM18 93V92H17ZM47 93V92H46ZM6 94V93H5ZM10 94V93H9ZM13 94V93H12ZM19 94V93H18ZM51 94V93H50ZM26 95V94H25ZM11 96V95H10ZM24 96V95H23ZM7 97H9L8 96V94H7ZM19 97V96H18ZM154 97V96H153ZM17 98V97H16ZM15 98V99H16ZM20 98V97H19ZM24 98V97H23ZM249 98V99H250ZM158 99V98H157ZM248 99V100H249ZM36 100V99H35ZM34 100V101H35ZM151 100H154V101H151L152 103H154V102H157V101H155L156 99H151ZM174 100V99H173ZM178 100V98L175 100L176 102H179V101H177ZM252 100V101H253ZM1 101V100H0ZM22 101V100H21ZM141 101H143V103L142 104H144L145 105V101L142 99ZM158 101H160V100H158ZM181 101V100H180ZM264 101V100H263ZM39 102V101H38ZM140 102V101H139ZM188 102V101H187ZM258 102V101H257ZM33 103V102H32ZM35 103V102H34ZM147 103V102H146ZM173 103H174V101H173ZM37 104V103H36ZM174 104H176V103H174ZM182 104V103H181ZM248 104V103H247ZM144 105H142V106H144ZM180 106V105H179ZM178 106V107H179ZM22 107V106H21ZM145 107V106H144ZM214 107V106H213ZM23 108V107H22ZM129 108V107H128ZM131 108V107H130ZM77 109V108H76ZM180 109V108H179ZM201 109H204L207 113H208V116H207V119L205 120V118H204V121H200L201 120V118H200V115H199V111H201ZM229 109V108H228ZM13 110V109H12ZM28 110V109H27ZM128 110V109H127ZM213 110V109H212ZM14 111V110H13ZM11 112V115H12V113L14 114V116H15V113L14 112ZM29 111V110H28ZM73 111H74V109H73ZM76 111V114H78L79 112H78V110H75ZM80 111V110H79ZM132 111H133V109H132ZM21 113H22V111H20ZM126 112H128V111H126ZM18 112H16V114H17ZM24 113V112H23ZM28 113V112H27ZM75 113V112H74ZM80 113H82V112H80ZM132 113V112H131ZM134 113H136V112H134ZM1 114H2V112H1ZM53 114V113H52ZM56 114V113H55ZM129 114V113H128ZM133 114V113H132ZM218 114V113H217ZM17 115H19V114H17ZM44 115H46V114H44ZM70 115V114H69ZM83 115V114H82ZM125 115V114H124ZM133 115H136V114H133ZM226 115V114H225ZM9 116H10V114H9ZM74 116V115H73ZM123 116V115H122ZM127 116V115H126ZM129 116H130V118H131V116L132 115H130L129 114ZM202 116V115H201ZM39 117V116H38ZM59 117H60V115H59ZM85 117V116H84ZM124 117V116H123ZM121 118V116H120V118L123 120V122H120V124L119 125H117L116 127H112L113 129H111L110 131H109V143L107 144V146L105 147V153H107L109 156H111L112 158H114L115 157V155H116V153H115V150H114V146H113V144H115V143H117V142H121V143H124V142H126L127 140H130L131 142H133V144H137L139 141H140V137L139 136H131L130 137V135L128 136L127 135V130L128 129H131V128H129L130 126H131V124L132 125H134L133 123H131V119H129V121L128 120H124V118ZM128 117V116H127ZM132 117H134V116H132ZM138 117V116H137ZM137 117H135V119L137 118ZM173 113H172V111L170 110V109H166V110H159V111H157V112H154L153 114H152V116L149 118V117H147L146 119L148 120H146L145 122H143L142 124H139L141 127L142 126H147V127H151V128H153L154 129V127H155V125H154V121H156V120H159V121H167V120H171V119H173ZM243 117V116H242ZM241 117V118H242ZM246 117H248V116H246ZM2 118V117H1ZM0 118V119H1ZM13 118V117H12ZM45 118V117H44ZM47 118V117H46ZM45 118V119H46ZM51 118V117H50ZM65 118V117H64ZM73 118H75V117H73ZM86 118V117H85ZM129 118V117H128ZM5 118L3 117V119L2 120H4ZM120 119V120H121ZM134 119V118H133ZM132 119V120H133ZM243 119V118H242ZM247 119V118H246ZM51 120H53V119H51ZM79 120V119H78ZM84 120V119H83ZM119 120V118H118V121H120ZM140 120V119H139ZM216 120V119H215ZM219 120V119H218ZM217 120V121H218ZM258 120H260V119H258ZM5 121L8 123V121L5 119ZM64 121V120H63ZM67 121V120H66ZM138 121V120H137ZM78 122V121H77ZM140 122V121H139ZM223 122V121H222ZM141 123V122H140ZM243 123V122H242ZM0 124H1V122H0ZM6 124V123H5ZM10 123H8V125H9ZM156 124V123H155ZM241 124V123H240ZM239 124V125H240ZM262 124V123H261ZM1 125H3V124H1ZM153 125H154V127H153ZM212 125V124H211ZM245 125V124H244ZM137 126V124L134 126V127H136ZM233 126V125H232ZM238 126V125H237ZM133 127V128H134ZM209 127V126H208ZM259 126H257V128H258ZM107 128V127H106ZM110 128V127H109ZM132 128V130H134ZM205 128V127H204ZM231 128V127H230ZM255 128V127H254ZM108 129V128H107ZM156 129V128H155ZM155 129H154V131H155ZM244 129V128H243ZM251 130H252V128H250ZM256 129V128H255ZM259 129V128H258ZM74 130V129H73ZM72 130V131H73ZM76 130V129H75ZM104 130V129H103ZM248 130V129H247ZM28 131V130H27ZM77 131V130H76ZM234 131V130H233ZM239 131V130H238ZM245 131V129L243 130V132ZM69 132V131H68ZM153 132V131H152ZM248 132H250V131H248ZM14 133V132H13ZM70 133H75L76 134V132H69V133H60L59 135H58V137L56 138V143H55V146H54V149H56L55 151H57L56 153L57 154H59V156H56V159L54 160V167H56L55 168V170L56 169H58L59 171H57L56 173H55V180H62L64 177H66V175L70 172L71 173V175H73V179H74V181H78L77 179L78 178H81L82 176H84L85 177V174H89V175H87V176H89L91 179L94 177L91 173H94L95 171H94V169L92 170V167H90L91 168V170L92 171H94V172H92V171H90V168H88L90 165H82V164H79V163H77V162H74V161H68L67 159H65L66 157H65V153L67 152V150H69V148L72 150V153H73V151H78L79 149L82 151H84V154L86 153V155H87V158H88V160L89 161H92V160H94V158L95 157H97L96 155H98L97 153H98V149H97V146L95 145V143L93 142L94 140H93V138H92V136H91V138H92V140L93 141H91L90 142V140L89 141H85V142H83V138H81L80 139V137L78 136V138L76 137L77 136V134H76V136H75V138H77V139H71L70 140V136H73V135H75V134H73V135H69ZM236 133V132H235ZM264 133V132H263ZM9 134H12V133H9ZM16 134V133H15ZM40 134H42L41 133V131H40ZM68 134V136H66V135ZM132 134V133H131ZM245 134V133H244ZM249 134V133H248ZM18 135V134H17ZM97 135V134H96ZM100 135V134H99ZM251 135V134H250ZM252 137L255 139V138H257V134L256 133H252ZM258 135H261V134H258ZM6 136H7V134H6ZM14 136V135H13ZM26 136V135H25ZM90 136V135H89ZM89 136H87V137H89ZM158 136H159V134H158ZM244 136H246V134L244 135ZM249 136V135H248ZM16 137H18V136H16ZM24 137V136H23ZM23 137L21 138V139H23ZM98 137V136H97ZM105 137V136H104ZM251 137V139H253ZM26 138V137H25ZM72 138V137H71ZM90 138V137H89ZM90 138V139H91ZM100 138V137H99ZM103 138V137H102ZM105 138H107V137H105ZM261 138V137H260ZM5 139V138H4ZM9 139V138H8ZM12 139H15V136H14V138L12 137ZM54 139V138H53ZM80 139V140H79ZM143 139V138H142ZM141 139V140H142ZM169 139H170V137H169ZM250 139V140H251ZM253 139V140H254ZM262 139H263V137H262ZM6 140V139H5ZM18 140V139H17ZM19 140H20V136H19ZM82 140V141H81ZM86 140V139H85ZM101 140V139H100ZM260 140V139H259ZM8 141H10V140H8ZM13 141V140H12ZM21 141V140H20ZM25 141V140H24ZM29 141V140H28ZM106 141V140H105ZM186 141V140H185ZM208 141V140H207ZM242 141V140H241ZM252 141V140H251ZM261 141V140H260ZM262 141H264V140H262ZM17 143H18V141H16ZM43 142V141H42ZM220 142V141H219ZM223 142V141H222ZM255 142V141H254ZM259 141H257V143H258ZM26 143V142H25ZM32 143V142H31ZM44 143L45 142H43V145H44ZM215 143V142H214ZM226 143V142H225ZM231 143V142H230ZM253 143V142H252ZM23 144V143H22ZM33 144V143H32ZM35 144V143H34ZM102 144H104V141L101 143V145L100 146H102ZM106 144V143H105ZM205 144H207V143H205ZM209 144V143H208ZM212 144V143H211ZM219 144V143H218ZM6 145V144H5ZM8 145V144H7ZM12 145V144H11ZM14 145V144H13ZM12 145V146H13ZM16 145H20V144H16ZM25 146H26V144H24ZM54 144H52V146H53ZM214 145V144H213ZM213 145H211V146H213ZM221 145V144H220ZM219 145V146H220ZM225 145V144H224ZM233 145V144H232ZM10 146V145H9ZM29 146V145H28ZM140 146V145H139ZM208 146H210V145H208ZM210 146V147H211ZM11 147V146H10ZM20 147V146H19ZM30 147V146H29ZM29 147H28V151H29ZM42 147V146H41ZM44 147V146H43ZM138 147V146H137ZM221 147V146H220ZM225 147V146H224ZM21 148H22V146H21ZM23 148L24 149H20L21 150V153H20V151L18 152L17 150H14V151H16V153H18V155L20 154V156L21 157H18V161H15V164H13V165H16V162H17V164L19 163V166H15L18 170H16L17 172H19L18 173V177H15L14 175H15V173H13L14 175V177L15 178H13V179H10V180H13L14 182H15V179H16V185H18V184H20V182L22 183V181L24 182V180L26 179V178H28L27 176H28V172L29 171H27V168L25 167V166H28V167H30V168H32L33 169V173L35 174V170H41L42 169V164H41V161H39V160H35V159H33V160H30V158L28 157L29 156V154H28V152L26 153L24 150H25V147L23 146ZM27 148V147H26ZM34 148V150H35V147H33ZM52 148V147H51ZM11 149H12V147H11ZM13 149H17V148H14V146H13ZM32 149V148H31ZM30 149V150H31ZM33 150V151H34ZM37 150V149H36ZM39 150H41V149H38V152H39ZM223 150V149H222ZM225 150H226V148H225ZM225 150H223V151H225ZM227 150H228V148H227ZM0 151H1V149H0ZM5 151V150H4ZM22 151H24V152H22ZM33 151L31 150V152L30 153H32L33 154ZM44 151V150H43ZM82 151V152H83ZM151 151V150H150ZM3 152V151H2ZM8 152H9V150H8ZM7 151L5 152V155H7V153H8ZM47 152H50V151H47ZM60 152V153H59ZM79 152V151H78ZM145 152V151H144ZM10 154L12 153V152H9ZM14 153V155H15V152H13ZM24 153V154H23ZM36 153V152H35ZM70 153V155H71V152H69ZM81 153V152H80ZM225 153V152H224ZM9 154V155H10ZM26 154H28V155H26ZM39 154V153H38ZM45 154V152H43L42 153V156ZM13 155V154H12ZM17 154H16V156H18ZM22 155H24V156H22ZM74 156H75V154H73ZM80 155V154H79ZM143 155V154H142ZM25 156H27L28 158H26ZM35 156V155H34ZM34 156H32L33 158H35ZM38 156H40V155H37V158H39ZM41 156V157H42ZM47 156V155H46ZM51 156V155H50ZM64 156V157H63ZM67 157L69 156V154H67L66 155ZM77 156V158H78V155H76ZM144 156V155H143ZM146 156V155H145ZM80 157V156H79ZM147 157V156H146ZM20 158V159H19ZM36 158V159H37ZM44 159H45V157H43ZM49 158V157H48ZM71 158H73V156L71 157ZM71 158L69 159V160H71ZM76 158V157H75ZM74 158V159H75ZM86 158V157H85ZM124 158V157H123ZM3 159V158H2ZM40 159V158H39ZM73 159V160H74ZM110 159V158H109ZM118 159H119V157H118ZM129 159V158H128ZM4 160H6L5 158H4ZM51 160V159H50ZM81 160V159H80ZM123 160V159H122ZM112 161V160H111ZM117 161V160H116ZM1 162H3V161H1ZM0 162V163H1ZM51 162V161H50ZM5 163H7L6 161H5ZM10 163H12V162H10ZM13 163H14V161H13ZM9 164V163H8ZM238 164V163H237ZM243 164V163H242ZM1 165H4L3 163L1 164ZM10 165V164H9ZM43 165H44V162H43ZM11 167H12V165H10ZM0 167H3V168H0V188H6V187H8L7 188V190L8 189H10V187H9V183H8V181H6V179L4 180L3 179V176H6V175H8L9 174V172L10 173H12V172H15V170L14 169H10V168H8V169H5V167H6V164L4 165V166H0ZM9 167V166H8ZM48 167V166H47ZM51 167H53V166H51ZM14 168V167H13ZM50 168V167H49ZM104 168V167H103ZM43 169H45V168H43ZM51 169V168H50ZM46 170V169H45ZM114 170V169H113ZM12 171V172H11ZM42 171V170H41ZM48 171V170H47ZM16 172V173H17ZM49 172V171H48ZM51 172H53V171H51ZM91 172V173H90ZM30 173V172H29ZM69 173V174H70ZM96 173V172H95ZM105 173V172H104ZM34 174H32V175H34ZM40 174H41V172H40ZM45 174V173H44ZM36 175V174H35ZM48 175V174H47ZM10 176V175H9ZM16 176H17V174H16ZM37 176V175H36ZM35 176V177H36ZM97 176V175H96ZM102 176V175H101ZM6 178V177H5ZM7 178H9V177H7ZM11 178V177H10ZM37 178V177H36ZM41 178L43 179V177H42V174H41ZM40 178V179H41ZM95 178V177H94ZM93 178V179H94ZM38 179V178H37ZM96 179H97V177H96ZM101 179H102V177H101ZM8 180V179H7ZM39 180V179H38ZM7 183H6V182ZM12 181V182H13ZM91 182V181H90ZM92 182H93V180H92ZM11 183V182H10ZM14 183H12L11 185H15ZM92 184V183H91ZM94 184V186H95V183H93ZM97 187H98V185H96ZM11 188L13 189V187L11 186ZM15 188V187H14ZM92 188H93V185H92ZM94 189V188H93ZM92 189V190H93ZM99 189V188H98ZM6 190V189H5ZM46 190V189H45ZM49 190V189H48ZM96 190V189H95ZM94 190V191H95ZM16 191V190H15ZM59 191V190H58ZM0 192H1V190H0ZM7 192V191H6ZM12 193H14V192H12ZM11 193V197H13L12 199L14 200V194H12ZM26 193V192H25ZM29 193V192H28ZM50 193V192H49ZM52 193V192H51ZM5 194V193H4ZM8 194H9V192H8ZM18 194V193H17ZM34 195H35V193H33ZM45 194V193H44ZM59 194H60V192H59ZM6 195V194H5ZM26 195V194H25ZM30 196H31V194H29ZM38 195V194H37ZM51 195V194H50ZM61 195H63V194H61ZM9 196V195H8ZM20 196V195H19ZM41 195L39 194V196H37V197H33L31 200H30V198H29V200L27 199V198H25L24 196V198L23 199H20L22 202H21V204H22V207H23V210L25 209V210H32V209H35V208H37V207H40V205L41 206H43V204H42V199L41 198H43V196L42 197H40ZM53 196V195H52ZM57 196H58V194H57ZM60 196V195H59ZM64 196V195H63ZM69 196V195H68ZM6 197V196H5ZM27 197V196H26ZM32 197V196H31ZM45 197V196H44ZM54 197V196H53ZM56 197V196H55ZM54 197V198H55ZM15 198H17V199H15L16 201L15 202H19L20 203V200H19V198H18V196L17 197H15ZM57 198V197H56ZM44 199H46V198H44ZM53 199V198H52ZM58 199V198H57ZM61 200H62V198H60ZM64 199V198H63ZM19 200V201H18ZM48 200V199H47ZM45 201V200H44ZM55 201V200H54ZM63 201H65V200H63ZM60 202V201H59ZM18 203V204H19ZM45 203V202H44ZM51 203H53V202H51ZM21 204H20V206H21ZM5 205V204H4ZM54 206V205H53ZM1 207V206H0ZM21 207V208H22ZM2 208V207H1ZM0 208V226H1V224L2 223H4V221L6 222V223H10V222H12V220H13V214L11 213V212H13V211H11V212H8V210H3V209H1ZM12 210H13V208H11ZM18 209H20V208H18ZM17 209V210H18ZM20 210H22V209H20ZM24 212V211H23ZM15 213V212H14ZM31 214V213H30ZM20 215V214H19ZM27 216V215H26ZM100 228V227H99ZM1 229V228H0ZM101 229H102V227H101ZM97 232H99L98 230H97ZM101 235V234H100ZM99 236V235H98ZM29 237V236H28ZM27 242H28V240H26ZM23 242H25V239H23ZM28 244V243H27ZM26 244V245H27ZM23 248H25V246L23 245ZM27 248V247H26ZM263 248V247H262ZM258 249V248H257ZM256 249V250H257ZM254 250V249H253ZM24 251H26V249H24ZM258 251H260V250H258ZM24 253V252H23ZM260 253V252H259ZM254 254V253H253ZM256 254V253H255ZM263 254V253H262ZM258 256V255H257ZM263 257V256H262ZM253 258H255V257H253ZM257 260V259H256ZM259 260V259H258ZM260 261V260H259ZM261 261H263V260H261ZM244 264H257V263H255L254 261H252V260H246V262H244Z\"/></svg>","mask_w":264,"mask_h":264}]
</instances>
